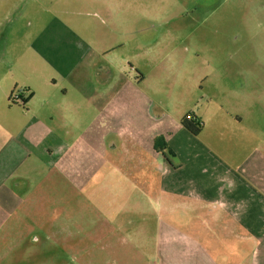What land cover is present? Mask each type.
Returning <instances> with one entry per match:
<instances>
[{
    "label": "crops",
    "instance_id": "obj_1",
    "mask_svg": "<svg viewBox=\"0 0 264 264\" xmlns=\"http://www.w3.org/2000/svg\"><path fill=\"white\" fill-rule=\"evenodd\" d=\"M29 1L0 0V233L3 234L18 231V226L24 223L25 204L38 185L32 182L33 174L51 166L60 170L70 152L72 169L75 166L73 146L52 125L57 117L65 114L75 121L79 105L104 112L114 109L117 102L121 109L126 83L142 93L141 86L148 75L131 58H125L130 73L110 58V52L126 47L109 42L111 34L121 32L116 20L126 8L115 11L113 8L116 20L111 22L110 9L104 6L91 14L77 12L75 2L70 9L60 5L59 0H33L37 7L28 4ZM133 10L129 9L132 27L137 18ZM89 15L92 18L82 19ZM24 18L28 26L18 28L14 34L16 25ZM131 43L136 49L142 39L134 35ZM14 94L22 101H14ZM143 101L157 106L150 96ZM136 104L137 101L135 107ZM129 107L125 104L124 109ZM192 113L203 121V117ZM123 119L120 113L118 131L87 133L86 139L103 140L109 166H115V177L112 180L110 176L107 187L121 184L120 202L140 211L139 216L131 215L138 231L132 238L125 232L116 243L104 239L96 251H81L78 258L83 255L81 258L87 264H264L263 155L257 152L245 158V162L243 159L231 164L208 138L222 139V130L214 125L212 131L205 133V122L199 135L194 136L180 124L172 128L165 119L161 120L164 123L160 128L156 126L147 133L124 126ZM235 124L241 125L242 119L231 123ZM148 169L155 175H146L149 181H143L138 174ZM146 201L151 211L147 210ZM149 220L154 222L151 231ZM74 222L76 218L71 219V229L79 230L80 225ZM63 230V224L56 222L54 231ZM30 237L25 235L24 241ZM40 241L39 238L33 243ZM101 251L108 259L96 262L95 253Z\"/></svg>",
    "mask_w": 264,
    "mask_h": 264
},
{
    "label": "rangeland",
    "instance_id": "obj_2",
    "mask_svg": "<svg viewBox=\"0 0 264 264\" xmlns=\"http://www.w3.org/2000/svg\"><path fill=\"white\" fill-rule=\"evenodd\" d=\"M74 2L81 13L94 14L102 6L110 9L111 22L116 20L113 11L126 8L116 20L120 34L109 36V42L126 47L110 52V58L127 73L131 69L125 58H131L148 74L147 80L142 93L126 83L121 109L117 102L104 112L79 105L75 121L64 114L52 123L73 146L75 166L72 169L70 152L60 170L51 166L33 174L32 182L38 185L25 204L24 223L18 231L0 233V264H87L83 255L78 258L81 251H96L104 239L116 243L125 232L134 237L138 227L131 215L139 216L140 211L120 202L121 184L107 187L110 176L115 177V166H109L103 140L86 139L87 133L118 131L120 113L124 126L147 133L160 128L162 119L173 128L187 113L195 112L204 118L205 133L214 125L222 130V139L208 138L224 160L237 163L257 152L264 157V0H59L70 9ZM28 4L38 5L33 0ZM129 9L137 13L133 27ZM25 13L28 17V10ZM27 26L24 18L14 34ZM134 35L142 39L136 49L131 43ZM147 96L156 107L142 102ZM125 104L131 108L124 109ZM235 118H241L242 124L231 125ZM143 171L138 174L143 181L148 180L146 175H155ZM72 218L79 230L71 229ZM56 222L63 224V231H54ZM149 224L151 231L154 222ZM25 235L30 239L24 241ZM95 254L96 262L108 259L103 251Z\"/></svg>",
    "mask_w": 264,
    "mask_h": 264
},
{
    "label": "trees",
    "instance_id": "obj_3",
    "mask_svg": "<svg viewBox=\"0 0 264 264\" xmlns=\"http://www.w3.org/2000/svg\"><path fill=\"white\" fill-rule=\"evenodd\" d=\"M181 126L194 136L199 135L203 129V121L193 113L185 115L180 122Z\"/></svg>",
    "mask_w": 264,
    "mask_h": 264
},
{
    "label": "built area",
    "instance_id": "obj_4",
    "mask_svg": "<svg viewBox=\"0 0 264 264\" xmlns=\"http://www.w3.org/2000/svg\"><path fill=\"white\" fill-rule=\"evenodd\" d=\"M13 100L16 101V102H19V101L21 102L22 101L18 94H14L13 95Z\"/></svg>",
    "mask_w": 264,
    "mask_h": 264
}]
</instances>
